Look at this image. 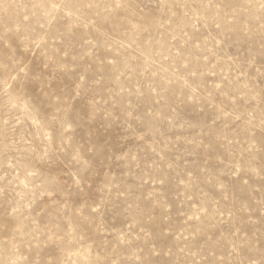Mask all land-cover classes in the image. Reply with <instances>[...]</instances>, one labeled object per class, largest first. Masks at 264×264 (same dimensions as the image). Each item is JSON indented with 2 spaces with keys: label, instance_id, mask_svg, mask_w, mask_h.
Here are the masks:
<instances>
[{
  "label": "rangeland",
  "instance_id": "rangeland-1",
  "mask_svg": "<svg viewBox=\"0 0 264 264\" xmlns=\"http://www.w3.org/2000/svg\"><path fill=\"white\" fill-rule=\"evenodd\" d=\"M0 264H264V0H0Z\"/></svg>",
  "mask_w": 264,
  "mask_h": 264
}]
</instances>
